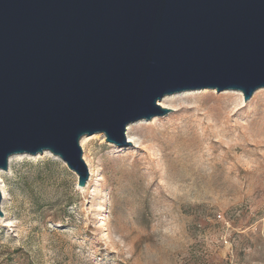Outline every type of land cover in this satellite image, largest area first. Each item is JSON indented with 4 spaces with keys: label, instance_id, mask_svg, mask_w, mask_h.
Segmentation results:
<instances>
[{
    "label": "rangeland",
    "instance_id": "374dc122",
    "mask_svg": "<svg viewBox=\"0 0 264 264\" xmlns=\"http://www.w3.org/2000/svg\"><path fill=\"white\" fill-rule=\"evenodd\" d=\"M258 90L246 103L239 90L179 92L132 148L89 136L84 187L51 154L12 159L0 264H264Z\"/></svg>",
    "mask_w": 264,
    "mask_h": 264
},
{
    "label": "water",
    "instance_id": "95a60500",
    "mask_svg": "<svg viewBox=\"0 0 264 264\" xmlns=\"http://www.w3.org/2000/svg\"><path fill=\"white\" fill-rule=\"evenodd\" d=\"M203 88H264V0H0L2 170L50 152L84 187L83 136L132 148L129 123Z\"/></svg>",
    "mask_w": 264,
    "mask_h": 264
},
{
    "label": "bare ground",
    "instance_id": "6f19581e",
    "mask_svg": "<svg viewBox=\"0 0 264 264\" xmlns=\"http://www.w3.org/2000/svg\"><path fill=\"white\" fill-rule=\"evenodd\" d=\"M187 91V90H185ZM183 91V92H185ZM257 92L260 91V90H256ZM255 91V92H256ZM182 93V92H181ZM179 94L178 93H174V94H168V95H165L163 96L158 102L159 104L162 106V107H167L169 105L172 104L173 102V99L175 96H177ZM146 120L145 119H142V120H138V121H135V122H132V123H129L127 126H126V129H125V135H126V139L129 143H132V144H142L143 143V138L141 137V135H139L136 131L137 127L145 122ZM92 137H89L88 135L86 136H83L80 140V144L81 146H84L86 143H88L90 141ZM42 154H51L50 152H44ZM18 155L20 154H16V155H12L10 158H9V163L10 161H12V159L16 158ZM52 155V154H51ZM57 158V157H56ZM59 159V158H58ZM4 173V170L0 169V189L2 191V194L4 195L5 197V191H4V187H3V180H2V174Z\"/></svg>",
    "mask_w": 264,
    "mask_h": 264
}]
</instances>
